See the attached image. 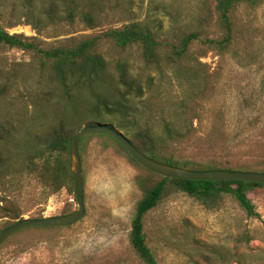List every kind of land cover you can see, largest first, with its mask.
Returning <instances> with one entry per match:
<instances>
[{
  "label": "rangeland",
  "instance_id": "rangeland-1",
  "mask_svg": "<svg viewBox=\"0 0 264 264\" xmlns=\"http://www.w3.org/2000/svg\"><path fill=\"white\" fill-rule=\"evenodd\" d=\"M51 6L58 16H46ZM216 6L217 0H0V23L44 49L71 46L131 23L148 27L160 43L158 66L147 67L138 45L122 50L107 38L100 40L97 51L113 79L119 75L116 64L125 61L144 94L134 99L130 114L102 112L101 121H93L114 125L132 141V133L149 128L161 144L168 142L170 125L187 134L169 141V154L204 163L225 158L228 150L238 163L264 166V0H247L233 9L232 40L225 51L209 43L225 35ZM84 14L92 15V26ZM189 34L198 40L176 58L175 49ZM96 95L88 90L67 94L35 52L0 47V207L13 205L22 214L19 220L78 209L68 186L52 193L42 177L45 161L33 148L45 144L52 128L74 111L76 122L87 121ZM121 122L129 127L118 128ZM79 153L84 218L70 227L15 233L0 247V264H143L129 243L131 222L145 190L159 178L107 135L90 136ZM67 158L69 168L68 155L59 152L50 163ZM249 198L257 216L228 195L207 208L168 183L144 219L147 243L159 264H264V187ZM2 216L0 232L11 226Z\"/></svg>",
  "mask_w": 264,
  "mask_h": 264
},
{
  "label": "trees",
  "instance_id": "trees-1",
  "mask_svg": "<svg viewBox=\"0 0 264 264\" xmlns=\"http://www.w3.org/2000/svg\"><path fill=\"white\" fill-rule=\"evenodd\" d=\"M244 1L247 0H217L216 9L223 29L225 30V35L221 40L209 41L216 49L225 51L230 44L233 33L230 14L237 5ZM57 9V7L51 6L47 10L46 16H58ZM68 19L70 21L73 20L72 11L68 12ZM83 20L92 26V15L84 14ZM102 38L111 40L116 47L122 50H127L132 46L138 45L142 48L147 67L150 68L151 65H159L160 57L157 51L160 43L157 41L156 34L148 27L139 23H131L123 28L108 30L99 36L82 40L71 46L63 45L50 49L42 48L39 44L32 41L31 38H27L23 34H10L0 23V47L18 48L24 51L35 52L42 59L44 66L51 70L53 77L63 85V90L67 94L71 90L76 91L78 94L83 90L97 94L95 105L91 110L86 111L87 121L82 123V119L76 122L74 117L78 111H74L67 119L61 120V123L57 127L52 128L51 133L47 136V140L44 141L45 144H38L39 146L33 148L36 151L35 156L45 161L42 177L47 180L52 193L59 191L65 186H68L71 194L75 192L73 178L68 168V158L64 161L57 159L56 165L52 166L50 163L52 154L59 152L67 156L69 143L83 124L86 127L101 124L115 128L112 124L95 123L93 120L101 121L100 117L102 112H106L109 115L121 114L124 116L125 113L130 114L134 99L144 94L143 86L131 76L128 63L125 61H118L116 64L117 72H119L118 79L117 81L113 79L110 74L108 61L97 51V46ZM197 40V34H189L183 37L179 48H176L174 51L176 58H182L189 50L191 43ZM117 127L127 129L129 126L126 122H121ZM166 134L168 136V142L166 141L164 144H161L159 137L155 136L149 128L143 131H135L132 133L134 141L129 140L148 157L174 167L192 171L230 170L264 173V166H250L238 163L233 160L231 151L228 150H226L224 159L214 158L204 163L184 157H177L174 153L169 154V141L181 139L186 136L187 132L183 133L179 129L167 125ZM89 138L90 136L82 139L79 145ZM117 144L121 147L118 142ZM22 153L23 156L28 153L27 146ZM127 155L134 163L138 164L128 153ZM29 159L32 163L34 155L30 156ZM144 170L151 176L159 178V181L145 190L143 197L138 202L135 215L131 222L129 243L143 264H159L155 254L147 243V238L144 233V219L151 210L158 206L168 183H173L178 191L187 194L207 208L214 207L223 196L228 195L233 197L248 215H258L249 198V193L256 188L264 187V184L225 180L194 181L169 179L150 172L147 169ZM68 183L70 184L68 185ZM1 202L0 200V204ZM0 215L9 218L10 225L20 221L19 219L22 216L13 205L0 207Z\"/></svg>",
  "mask_w": 264,
  "mask_h": 264
},
{
  "label": "water",
  "instance_id": "water-1",
  "mask_svg": "<svg viewBox=\"0 0 264 264\" xmlns=\"http://www.w3.org/2000/svg\"><path fill=\"white\" fill-rule=\"evenodd\" d=\"M94 135H107L115 139L127 153L143 168L169 179L194 181H242L264 184L263 172H244L230 170L192 171L160 163L141 152L122 132L108 125L85 127L71 139L68 147L69 172L73 178L75 199L78 209L68 215L23 219L0 232V247L12 235L20 230L34 227H70L80 222L86 214L85 187L79 143L82 139Z\"/></svg>",
  "mask_w": 264,
  "mask_h": 264
}]
</instances>
